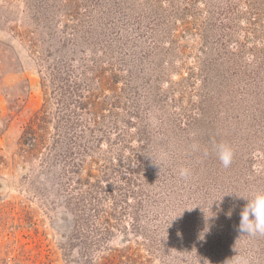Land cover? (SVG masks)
Returning <instances> with one entry per match:
<instances>
[{
    "label": "rangeland",
    "instance_id": "1",
    "mask_svg": "<svg viewBox=\"0 0 264 264\" xmlns=\"http://www.w3.org/2000/svg\"><path fill=\"white\" fill-rule=\"evenodd\" d=\"M52 72L90 92L68 144ZM258 190L264 0H0V264H264Z\"/></svg>",
    "mask_w": 264,
    "mask_h": 264
},
{
    "label": "trees",
    "instance_id": "2",
    "mask_svg": "<svg viewBox=\"0 0 264 264\" xmlns=\"http://www.w3.org/2000/svg\"><path fill=\"white\" fill-rule=\"evenodd\" d=\"M92 70V69H91ZM100 71V76L104 77L107 70ZM53 73V72H52ZM54 76H52V80L57 83V89L60 92V102L62 106V114L63 115V124L61 121L60 124L64 127V133L61 137V140L58 142H61L63 144H68V134L71 131L73 132L74 128H77L79 126V120L82 119L83 115L87 114V109L89 106V103L91 102V97H87L86 95H89L88 90H86L88 87L82 82L83 80H75L71 81V75L69 73H59L55 72L53 73ZM107 75V74H106ZM83 77V76H82ZM84 77H86V73L84 74ZM116 77V76H115ZM90 81V80H88ZM108 81V80H107ZM106 81V82H107ZM82 84H84L86 87L82 88ZM116 104H118V100L115 99ZM113 105L112 108L116 109L118 108L117 105ZM37 117V116H36ZM36 119V118H35ZM46 120V118H43ZM39 121V120H38ZM59 122L56 126L57 132L59 133ZM98 124V121H97ZM31 129H29V133L32 135V137H36V132L34 130V127L31 125ZM66 149H71L70 145Z\"/></svg>",
    "mask_w": 264,
    "mask_h": 264
},
{
    "label": "clouds",
    "instance_id": "3",
    "mask_svg": "<svg viewBox=\"0 0 264 264\" xmlns=\"http://www.w3.org/2000/svg\"><path fill=\"white\" fill-rule=\"evenodd\" d=\"M193 147H196L195 145ZM214 151L224 168L231 166L234 159V149L230 144L221 142L214 145ZM152 162L159 166L161 158L154 159L149 156ZM189 169L181 168L179 175L181 178H186L189 175ZM247 201L240 212V222L238 232L240 234L256 236L264 235V190H258L251 194V196H239ZM241 236V235H240ZM231 264H247L243 258H232Z\"/></svg>",
    "mask_w": 264,
    "mask_h": 264
},
{
    "label": "water",
    "instance_id": "4",
    "mask_svg": "<svg viewBox=\"0 0 264 264\" xmlns=\"http://www.w3.org/2000/svg\"><path fill=\"white\" fill-rule=\"evenodd\" d=\"M61 221L68 222V218L67 217H61Z\"/></svg>",
    "mask_w": 264,
    "mask_h": 264
}]
</instances>
